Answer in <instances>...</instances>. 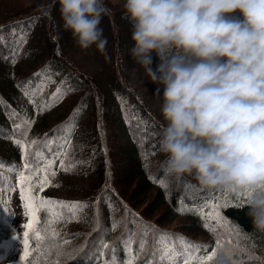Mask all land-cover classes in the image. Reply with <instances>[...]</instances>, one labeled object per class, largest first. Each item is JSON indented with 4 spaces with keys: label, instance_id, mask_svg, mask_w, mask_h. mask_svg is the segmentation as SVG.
<instances>
[{
    "label": "trees",
    "instance_id": "obj_1",
    "mask_svg": "<svg viewBox=\"0 0 264 264\" xmlns=\"http://www.w3.org/2000/svg\"><path fill=\"white\" fill-rule=\"evenodd\" d=\"M13 1L19 4L18 8L0 16V148L8 153H0V235H4L0 259L6 244L18 234L10 206L20 192L19 176L24 172L25 160L21 148L13 150L18 146L15 140L28 142L30 166L55 159L52 170L56 175L62 171L60 163L67 164L72 154L86 156L94 146L105 148L96 170L89 172L92 186L86 191L87 199L75 202L88 205L77 210L81 216L88 215L78 238L83 242L91 237L92 244L55 264H112V261L133 258L135 264L145 260L157 264L162 253L156 243L159 233L174 234L165 239L169 247L177 250L184 247L179 238L210 246L195 253L193 259L215 250L217 256L211 264H216L219 257L224 258L220 246L193 235L197 231H209L199 211L194 209L196 206L207 214L211 208L200 209L206 203L222 205L220 212L224 218L255 244L264 243V232L257 231L247 215L248 208L243 203L246 197L224 190L209 193L201 190L191 176L178 177L176 182L164 174L160 166L164 157L159 153L158 139L165 122L139 100L124 72V64L132 62L126 54V46L132 41V25L124 15V0H105L110 12L103 15L99 26L107 45L104 53L95 45L91 47L100 66L93 75L82 71L63 50L55 26L58 0ZM231 15L240 17L241 14L237 11ZM41 86L43 90L33 96ZM58 88L62 97L41 111ZM80 118L83 124L77 128ZM25 121L34 122L26 126ZM108 131L119 141L122 133L125 144H111ZM68 133L70 137L64 140ZM60 153L66 154V159ZM110 181L115 183L111 185ZM161 181L166 187L161 186ZM103 184H106L104 188ZM97 201H100V210ZM136 208L141 209L142 216L136 213ZM181 208L186 210L181 212ZM157 210L155 221L145 217ZM91 211L97 213V219ZM179 215L191 220L187 231L181 224L170 228L159 223V220L165 224L174 222ZM39 216L42 227L50 216L45 211ZM140 222L154 227L142 230ZM211 223L215 225V221ZM141 242L145 245L143 250Z\"/></svg>",
    "mask_w": 264,
    "mask_h": 264
},
{
    "label": "clouds",
    "instance_id": "obj_2",
    "mask_svg": "<svg viewBox=\"0 0 264 264\" xmlns=\"http://www.w3.org/2000/svg\"><path fill=\"white\" fill-rule=\"evenodd\" d=\"M58 4L76 45L104 53L105 0ZM122 7L132 25L130 56L163 86L164 174L246 197L253 227L264 232V0H124Z\"/></svg>",
    "mask_w": 264,
    "mask_h": 264
},
{
    "label": "rangeland",
    "instance_id": "obj_3",
    "mask_svg": "<svg viewBox=\"0 0 264 264\" xmlns=\"http://www.w3.org/2000/svg\"><path fill=\"white\" fill-rule=\"evenodd\" d=\"M18 6L19 4L16 1L0 0V16H5L9 14L11 10L15 11ZM57 13L58 15L56 20V26L59 31V37L62 41V46L65 54L70 60L74 61L82 71H85L92 75L96 74L99 71L100 66L99 62L94 56L92 48H89L87 50L80 49L76 45L71 32L64 30L60 12L58 11ZM132 46L133 41L129 42L126 46V54H128L132 62L130 64H128L129 62L124 64V72L128 76V80L132 88L136 90L139 100L141 102H144L154 113L161 116L160 107L163 103V86L152 82L150 78L145 74L144 69L133 60V58L129 54V49ZM152 61L153 62L151 67L155 70L160 63L159 57H157L155 53H152ZM157 89H160L159 94L157 93ZM82 124L83 119L80 118L77 128L81 127L80 125ZM108 133L109 136H111L110 131H108ZM105 134L108 135L106 132ZM119 139L120 141L114 135H112L110 143L119 144L120 142L124 143L126 141V138L122 133L119 135ZM19 149V146H14L13 148L15 152ZM104 151L105 148H98V146H94L91 151V154L88 157L79 158L72 154L68 158L67 164H74L75 168L72 171H61L59 175L55 176L53 184L59 186L45 187L42 192L36 190L34 194L38 195L40 193L42 194L43 198L67 202L70 204L86 200V191H90L92 186V180L89 179V172L96 170L99 163L98 158L102 153H104ZM0 153L8 154L3 150V148H0ZM90 159L91 164L88 163ZM173 178L174 181H178V177ZM110 182L111 185L115 183L113 181ZM104 186H106V184H103V188ZM24 203L25 202L20 198L19 192L10 206V208H12V222L14 224V227L17 229L18 234L6 244V252L1 258L0 264H21L20 258L22 256V251L24 248V225L28 222L29 219L26 215ZM97 203H99L98 210H100V201H97ZM143 204L139 206L141 207L143 206ZM140 210L141 209L139 208L135 209L137 214H140ZM158 212L159 210L145 217L155 221L157 219L156 217ZM90 214L95 216L96 219L98 218L97 213H93L91 211ZM76 215L79 217V219H76L75 217H70V214H68L63 220L52 223L50 225L51 230L57 233V235H55L54 237L49 236V239H51L52 243L45 244V248L48 250V256L44 258L45 264H49V262H51V264H55L56 262H59L61 260L68 259L74 256L81 247L91 246L93 241L91 237H89L83 242H81L78 238V234H81L86 226L84 224V220L88 217V215L81 216L79 215V213H76ZM140 215L142 216V214ZM48 221L49 220H47L42 227H49ZM224 221H226V227L232 230L231 233L225 234L224 228H217V231L222 235L223 241H225L220 245V250L224 256L226 264H260L261 261H264V243L255 244L251 240V238L241 233L237 229V227L231 224L226 218H224ZM189 222H191V220L183 215H179L174 222L171 221L166 224L159 220V223L167 227L170 226V228H174L177 224H181L185 231L189 229ZM214 226H216V221ZM197 233L198 234L193 233V235L198 236V239H206L216 242V237L210 231H197ZM237 233L241 237L245 238L239 242V246L241 248H247L253 257H259V261L255 259H249L248 252L232 251V249L236 247L235 236ZM229 238L234 241L232 245H228L226 243ZM31 239L32 243L34 244L35 238L31 237ZM2 240H4V235H0V244Z\"/></svg>",
    "mask_w": 264,
    "mask_h": 264
},
{
    "label": "snow or ice",
    "instance_id": "obj_4",
    "mask_svg": "<svg viewBox=\"0 0 264 264\" xmlns=\"http://www.w3.org/2000/svg\"><path fill=\"white\" fill-rule=\"evenodd\" d=\"M40 75V74H38ZM43 90V86L39 87L35 93L32 95L35 96L39 94L40 91ZM61 89H57V92L53 95L51 102L43 105L40 109L41 111L47 110V108L53 106L55 102H57L62 97ZM34 121H25L26 126H30ZM21 127L17 125V128ZM74 131V128L72 129ZM71 133H68L64 140H67L70 137ZM22 151V155L24 156V172L20 173L19 176V184H20V198L23 200L24 208L26 211V215L28 216V222L24 225V233H23V245L24 251L23 255L20 258L21 264H45V257L48 256V250L45 248V244H51L52 241L49 239V236H55L57 233L51 230L50 225L55 222H59L65 218L66 215L70 214V217H75L79 219L76 215L77 210H82L88 207L87 204L74 203L70 204L67 202L46 199L41 196L35 195L34 192L39 190L42 192L45 187L56 186L59 185L53 184V179L56 175V172L53 169L55 159L52 161H47L43 164H35V166H30L27 159V145L28 142L26 140H15L14 141ZM36 141H31V144H35ZM63 144V141H62ZM60 156L66 159V154L60 153ZM39 159V156H38ZM75 168L74 164H65L63 162L60 163V169L62 171H72ZM12 170V169H10ZM161 186H165L164 181H161ZM239 195V194H237ZM223 206H228L227 204ZM211 208V211L205 214L202 210L196 209L199 211L202 219L205 221L204 227L207 228L210 232L214 234L216 237V246L219 247L223 241L221 233L217 231V228H224L225 234L231 233V229L226 227V221L221 215L220 209L222 205L206 203L200 206L202 208ZM66 210V212H65ZM186 209L181 208L179 211L183 212ZM45 211L49 214L50 219L48 221L49 227H41L40 220V212ZM127 212V209H125ZM131 213H128V216H131ZM135 219V217H132ZM211 221H216V226H213ZM141 223L142 230L151 229L154 226ZM117 224H113L115 228ZM174 234L170 233H159V238L157 239V245L162 249L161 258L157 261V264H180V260H183V264H211L214 257L217 256V252L213 250L210 254L206 256H193L195 253L200 252L202 248L210 247V246H202L191 244L190 242L185 241L183 238L180 239V243L184 245V247L180 250H177L174 246L169 247L166 242V237L172 236ZM31 237L35 238V243H31ZM245 239L241 237L238 233L235 236L236 247L232 249V251L237 252H248L249 259L260 260L259 257H253L250 251L247 248H241L239 246V242ZM233 240L229 238L226 243L228 245L233 244ZM106 247V245L102 246ZM145 247L144 243H140V249L143 250ZM51 264V262H49ZM112 264H135V260L126 259L121 261H112ZM142 264H153L151 260H145ZM260 264H264V261H261Z\"/></svg>",
    "mask_w": 264,
    "mask_h": 264
}]
</instances>
